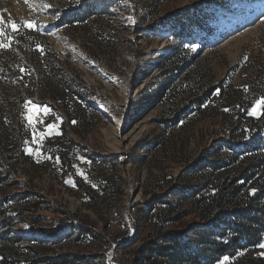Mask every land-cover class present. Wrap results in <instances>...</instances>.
<instances>
[{"label": "rangeland", "instance_id": "rangeland-1", "mask_svg": "<svg viewBox=\"0 0 264 264\" xmlns=\"http://www.w3.org/2000/svg\"><path fill=\"white\" fill-rule=\"evenodd\" d=\"M0 27L5 185L17 199L38 193L34 215L64 225L48 234L18 221L10 229L21 238L12 241L17 254L3 264L38 260L30 248L39 244L50 257L78 255L72 264H147L136 253L154 233L148 202L157 197V208L175 207L165 208L164 228L202 223L193 211L173 217L203 183L193 177L195 159L211 161L205 152L227 139L223 114L233 125L261 118L249 110L264 96V0H0ZM202 82L224 94L216 89L197 108ZM233 88L242 104L230 107ZM33 104L49 111L29 123ZM182 104L180 121L169 122ZM240 149L223 144L221 152ZM261 245L264 234L206 263L264 264Z\"/></svg>", "mask_w": 264, "mask_h": 264}, {"label": "trees", "instance_id": "trees-1", "mask_svg": "<svg viewBox=\"0 0 264 264\" xmlns=\"http://www.w3.org/2000/svg\"><path fill=\"white\" fill-rule=\"evenodd\" d=\"M258 84L264 91V81ZM200 86L203 94L193 101L197 108L216 89H220V95L224 94L220 85L202 82ZM226 99L227 106L241 105L242 89L233 88ZM186 105L172 110L169 122L178 123ZM232 120L233 115L223 114L219 130L227 135V139L216 141L213 150L205 152L211 161H204L201 156L193 162L192 169L195 171L192 176L203 180V183L196 188L190 187V194L186 198L189 209L173 217L179 220L193 211L202 223L196 224L188 232L164 228L167 220L165 208L172 211L175 207L166 201L163 202L165 208H157L159 198H154L148 202L150 210L157 209L153 213L156 218L154 233L138 249L136 258L141 257L147 264H207V261L215 262L223 255L233 256L261 242L264 234V114L258 121L245 117L242 125L237 122L233 125ZM223 144L241 146V149L222 153ZM218 159L223 162L217 163ZM5 161L7 159L0 157V167H5L3 175L0 174V264L17 254L12 241L21 238H13L10 229L18 221L26 222L30 228L41 233L53 234L64 228V225L34 215L43 207L38 193L27 188L29 190L24 191L21 198L17 199L11 194L5 185L10 172ZM30 249L32 256H37L38 260L27 259L25 264H72L71 257L79 259L78 255L69 253H57L50 257L41 244L33 245Z\"/></svg>", "mask_w": 264, "mask_h": 264}, {"label": "snow or ice", "instance_id": "snow-or-ice-1", "mask_svg": "<svg viewBox=\"0 0 264 264\" xmlns=\"http://www.w3.org/2000/svg\"><path fill=\"white\" fill-rule=\"evenodd\" d=\"M26 2H28V0H26ZM44 7H49V5H44ZM11 26H12L13 31H17L19 27V25L16 22H13ZM23 26L28 27V28H34L35 25H34V22L24 21ZM3 34H4V28L0 27V35H3ZM5 46L6 45L0 44V47H5ZM29 104H32V102L29 101L28 103L24 105V107L26 109L29 108ZM32 108L35 109V111H32V109H30L31 114L27 117L29 123L34 122L35 117L39 114V112L43 111L45 114H47V112L49 111L47 108H42L34 104L32 105ZM225 111H227V109H225ZM249 114L250 115L264 114V96L254 101L252 108L249 110ZM54 127H55L54 125H49V129H54ZM252 192L254 193L255 189H253ZM261 247H264V245H261ZM227 259L228 257H224V260H227ZM221 264H223V261H221Z\"/></svg>", "mask_w": 264, "mask_h": 264}]
</instances>
